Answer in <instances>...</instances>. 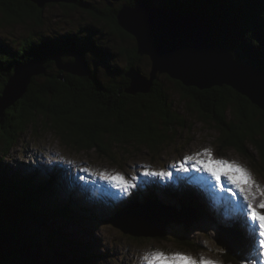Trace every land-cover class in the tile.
<instances>
[{
    "label": "rangeland",
    "instance_id": "1",
    "mask_svg": "<svg viewBox=\"0 0 264 264\" xmlns=\"http://www.w3.org/2000/svg\"><path fill=\"white\" fill-rule=\"evenodd\" d=\"M83 1L91 3L97 9H104L105 6L116 9L123 4L122 0ZM149 1L155 8L162 7V0ZM69 35L79 39L90 38L95 50L88 53L86 59L92 71H95L104 84L119 79L117 75L125 68L126 54L136 46L135 41L111 32L105 23L83 8L69 9L61 8L60 4H49L43 9L40 23L35 20L7 22L0 14V45L12 57L17 56L26 39L41 43L51 38L59 43ZM79 39L77 42L81 44ZM98 51H101L99 55L96 54ZM240 63L244 62L240 60ZM137 67L147 76L150 62L147 58L140 57ZM43 81L44 78H36L38 84ZM159 82L167 92L171 112L185 125L173 126L166 133L160 132L161 135H166L167 139L154 150L135 140L121 144L107 136L98 149L83 150L70 139L63 141L52 130L47 115H37L34 124L26 126L21 133L15 135L14 145L7 153L2 151L3 144L0 141V162L11 174L37 173L39 179H46L47 174L56 175L57 182L61 184L58 199L63 200L71 195L81 206L80 211L85 208V212L73 213L71 219H62L59 224L62 226L61 237L88 244V264H147L143 257L157 250L166 255L181 253L190 255L197 261L204 257L205 260L214 261L216 264H226L228 260L225 259L230 258L226 251L216 244V240L219 238L220 227L233 228L234 225H229L230 221L225 223V219L231 216L236 217V229L248 240L245 259L236 263L264 264V255H260L264 249L252 250L253 239L249 225L253 222L246 220L247 206L239 191L223 176L218 185L216 180L196 163L197 159L206 162L208 156L185 159L203 153L204 149H210L213 160L222 159L241 165L250 172L255 183L264 188V161L260 153L248 138L244 145L245 154L225 147L220 142L221 131L214 122L206 120L192 101L184 97L166 76H160ZM225 118L227 122L237 124L229 111ZM263 134L264 132L257 135L255 140L264 142ZM158 135L160 137V134ZM182 164L188 171L181 169ZM101 172L109 175L120 174L130 182V186L124 190L118 187L115 181L102 179L99 176ZM145 172L171 175H145ZM179 185L192 199H199V205L205 210L204 215L200 218L198 216L188 231L184 230L183 225L171 224L162 238H133L106 224L116 213L130 208L132 205L128 204V201L133 195L139 194H154L159 203L172 206L180 212L182 205L179 200L183 199L185 194L179 189ZM214 192L218 194L217 197ZM261 200H264V196L257 194L256 202ZM137 202L141 204L144 201ZM258 211L264 214V208ZM245 221L247 224L241 226ZM255 228V243L258 245L259 222H255ZM26 235L38 241L40 249L37 253L41 255L39 260H46L48 264H64L65 261L61 260L62 256L58 253L59 248L63 252L66 250L62 241L56 240V244L50 248L46 243V233L36 226H28ZM182 241L192 243L197 247V251L193 252L191 248L185 247ZM180 264L188 262L182 261Z\"/></svg>",
    "mask_w": 264,
    "mask_h": 264
},
{
    "label": "trees",
    "instance_id": "2",
    "mask_svg": "<svg viewBox=\"0 0 264 264\" xmlns=\"http://www.w3.org/2000/svg\"><path fill=\"white\" fill-rule=\"evenodd\" d=\"M122 1L123 4L116 9L112 6L97 9L83 0H79L76 5L60 4V7L86 9L105 23L111 32L134 41L118 26L117 13L123 6L134 7L145 2L153 7V3L149 0ZM161 6L180 13L197 12L210 24L212 40L217 46L226 48L238 62L242 60V65L264 71V0H162ZM42 12L29 0H0V14L7 22L35 20L40 23ZM77 39L79 37L70 35L59 43L51 38L41 43L26 39L15 57L0 45V96L14 69L30 60L44 59L47 73V76H38L44 78L42 84L36 82L38 77L32 78L23 97L9 107L0 119L3 152L7 153L14 145L17 133L34 124L37 115H47L52 130L63 141L70 139L83 150L98 149L106 136L121 144L135 140L154 150L167 139L160 132L166 133L173 126L185 125L171 112L167 92L159 80L148 95L125 94L124 90L129 85L128 79L124 77L125 72L129 68H136L140 72L136 46L126 54L125 68L117 75L119 79L104 84L86 59L87 54L95 50L93 43L87 37L79 39L81 44ZM71 48L84 59L91 71L90 77L72 76L55 67L52 60L55 53L60 55L63 63L73 61L69 57ZM99 53L101 51L96 52ZM59 75L63 76V80L58 79ZM171 82L184 97L192 101L206 120L218 126L221 131L220 142L225 147L245 154L244 145L249 139L264 161V142L255 140L257 135L264 132L263 112L228 87L199 91L185 88L176 81ZM227 111L237 121L236 125L226 121ZM6 169L0 162V264H48L46 260H39L41 255L37 251L40 245L36 239L26 235L28 226L43 230L50 248L56 244V240L63 242L66 250L63 252L59 248L58 253L64 264H88V244L61 237L62 226L59 222L71 219L81 206L71 195L63 200L58 199L61 184L57 182V176L47 174L46 179H39L37 173L11 174ZM179 189L185 194L179 200L180 204L194 208L199 218L202 217L205 210L199 205V199H192L181 185ZM155 198L154 194L133 195L128 204ZM84 209L80 212H85ZM233 228L236 229V226ZM182 242L193 252L197 251L192 243ZM242 242L243 250L238 255L226 252L230 258L225 259L228 260L226 264H237V261L245 259L248 240L242 237Z\"/></svg>",
    "mask_w": 264,
    "mask_h": 264
},
{
    "label": "water",
    "instance_id": "3",
    "mask_svg": "<svg viewBox=\"0 0 264 264\" xmlns=\"http://www.w3.org/2000/svg\"><path fill=\"white\" fill-rule=\"evenodd\" d=\"M29 2L43 10L49 4L76 5L79 0ZM116 20L118 26L134 39L136 54L150 62L147 76L136 68L125 72L124 77L129 81L125 94L148 95L159 77L166 76L185 88L199 91L228 87L264 113V71L242 65L226 48L217 46L212 40L210 24L197 12L180 13L140 2L134 7L123 6ZM69 57L73 61L63 63L60 55H53L58 71L90 77V69L74 48L70 49ZM44 64V59L40 58L14 69L0 96V119L23 97L32 78L47 76ZM58 79L63 80V76L59 75ZM131 205L112 216L106 224L133 238H162L171 224L183 225L188 231L198 219L197 211L190 206H183L178 212L157 199ZM219 230L216 244L231 255L240 253L243 246L240 235L231 228L220 227Z\"/></svg>",
    "mask_w": 264,
    "mask_h": 264
},
{
    "label": "snow or ice",
    "instance_id": "4",
    "mask_svg": "<svg viewBox=\"0 0 264 264\" xmlns=\"http://www.w3.org/2000/svg\"><path fill=\"white\" fill-rule=\"evenodd\" d=\"M200 155L208 156L209 159L205 161H201L199 159L196 160V163L200 165L205 172L210 174L217 182L220 184L221 177H226L228 183L232 184L243 197V201L246 203V211L245 217L246 220H250L253 223L249 225L250 236L253 239V251H259L260 249H264V214L260 213L258 209L264 208V200L256 202V195L259 194L264 196V188L260 185H257L252 178L250 172L235 162H229L226 160H213L211 158V150L204 149L203 153H197L195 157L188 156L185 157L186 160H193ZM181 169L183 171H188L187 168H184L183 164L181 165ZM199 170V169H198ZM145 175H171V173H160V172H145ZM99 176L102 179H108L111 181H115L117 186L127 190L130 186V182L126 180L122 175H109L105 172L99 173ZM231 191L230 189H227ZM255 222H259V244L255 243L256 236V228ZM260 255H264V252H260ZM143 259L147 261V264H180L182 261H187L188 264H216V262L211 260H205L204 257H201L199 261L195 260L190 255H184L181 253H174L171 255H166L162 251H153L150 254H146Z\"/></svg>",
    "mask_w": 264,
    "mask_h": 264
},
{
    "label": "bare ground",
    "instance_id": "5",
    "mask_svg": "<svg viewBox=\"0 0 264 264\" xmlns=\"http://www.w3.org/2000/svg\"><path fill=\"white\" fill-rule=\"evenodd\" d=\"M214 195L217 197L218 196V194L216 193V192H214ZM224 195V194H223ZM202 197V196H201ZM202 198H206V197H202ZM204 199H203V203H204ZM207 200V199H206ZM206 203H207V201H206ZM205 204V203H204ZM226 220V222L225 223H227L228 221H230L229 222V225H231V226H233V225H236L235 224V222L237 221V219H236V217H234V216H231L229 219H225ZM247 224V221H245V222H242L241 223V226H244V225H246ZM243 228V227H242Z\"/></svg>",
    "mask_w": 264,
    "mask_h": 264
}]
</instances>
